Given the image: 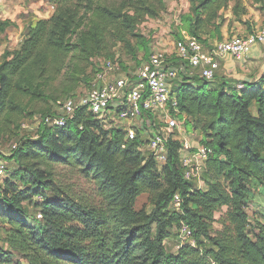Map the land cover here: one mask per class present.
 I'll return each mask as SVG.
<instances>
[{"label": "trees", "instance_id": "16d2710c", "mask_svg": "<svg viewBox=\"0 0 264 264\" xmlns=\"http://www.w3.org/2000/svg\"><path fill=\"white\" fill-rule=\"evenodd\" d=\"M44 1L53 14L32 24L21 47L0 62V148L16 138L17 148L5 158L20 167L0 183L8 246H0V264H264V221L250 230L248 213L253 192L264 193V77L242 88L235 80L184 72L174 82L172 97L188 116L187 130L214 150L202 187L184 176L180 141L169 142L168 160L159 168L140 134L127 141L123 128L103 124L86 107L63 127L42 122L36 137L22 134L24 119L53 114L38 104L58 102L90 84L94 60L115 58L117 45L137 64L140 50L148 59L151 37L139 26L167 10L165 0ZM228 1L190 0L175 39L188 34L210 47L204 36H212L215 25L222 37L217 20ZM239 7L237 2L236 16ZM8 24L0 19V31ZM53 163L80 167L95 181L101 201L93 204L56 187ZM144 192L151 210L136 208ZM176 194L179 209L171 205ZM223 207L226 218L215 230ZM182 222L195 244L169 251L166 242Z\"/></svg>", "mask_w": 264, "mask_h": 264}, {"label": "built area", "instance_id": "2783aa9c", "mask_svg": "<svg viewBox=\"0 0 264 264\" xmlns=\"http://www.w3.org/2000/svg\"><path fill=\"white\" fill-rule=\"evenodd\" d=\"M183 7L177 10L179 22L180 14L188 11L190 3L185 2ZM256 44H264V29L219 41L212 48H207L199 38L188 34L173 41V52L150 44L148 59L141 58V63L134 70L125 69L128 64H124L118 54L113 59H98L101 63L97 66L90 92L58 100L55 114L37 118L36 128L42 122L63 127L80 108L86 107L103 124L123 128L127 141L138 138L140 134L144 150L154 158L159 168L168 160L169 142L180 141L184 176L187 180H196L198 187H202V175L214 150L202 143L198 133L189 134L186 127L188 116L180 112L177 101L172 97L174 82L182 68V64L172 63L173 58L200 68L203 78L213 80L224 58L232 56L245 61ZM244 85L239 82L237 87ZM117 119L127 122L120 125ZM17 146L14 144L13 149ZM6 155L0 149V176L6 171L3 159ZM42 199V196L38 197V200ZM181 203L180 194H176L172 207L179 209ZM178 235V247L183 243L195 244L193 231L185 222L179 226Z\"/></svg>", "mask_w": 264, "mask_h": 264}, {"label": "rangeland", "instance_id": "374dc122", "mask_svg": "<svg viewBox=\"0 0 264 264\" xmlns=\"http://www.w3.org/2000/svg\"><path fill=\"white\" fill-rule=\"evenodd\" d=\"M181 1L182 0H166V3H168L167 10H165L157 20L147 19L139 26V30L143 34L151 37V44H163L166 47H170L169 45L176 40V33L181 27V21H178L179 13H177V10L184 8L183 6L187 0ZM171 2H176L177 5L172 7ZM237 2H239L240 6V16H236L234 13V8ZM188 3H190V0H188ZM53 11V5L44 0H0V19L9 21L7 28L4 31H0V62L3 61V56L7 51H13L21 47L28 29L32 24L41 18L50 17L53 14ZM217 22L221 28L222 37H219L215 25H212V36H204V38H209L207 44H209L208 46L210 47L208 48H212L219 41L234 36L243 37L264 29V0H229L228 5L221 10L220 18ZM122 47V44H119L114 48V51H116V54L121 57L124 64H128L125 69L130 68L134 70L139 64H137L136 59L124 54ZM143 57L144 50H140V61L144 60ZM170 58L171 57H169L168 60H171ZM94 61L96 66L101 63L97 58ZM208 86L209 84L206 85V87ZM91 87V83L88 85L83 84L74 95H68L63 97V99L69 96L77 97L80 94H86L90 92ZM48 104L49 105L38 104V109L48 106V111L55 114V111L58 110L56 102L50 101ZM254 112L256 113V108H254ZM41 115L42 113H37L34 117L24 119L22 122L21 133L30 134L31 136L36 137L37 128L35 120L41 117ZM117 120L120 122V125L127 122L126 120ZM188 132L189 134H194V131L191 129H189ZM14 144H17L16 138H11L9 140L6 139L0 149L2 152L9 155L13 150ZM3 159L4 162H6V171L4 175L0 176V183H2L3 178L10 177L13 174L14 169L20 168L14 161L10 162L7 157H4ZM50 168L54 175L55 186L63 190L65 194L73 195L93 204H98L101 201L102 198L98 192V187L95 181L91 178L85 177L80 167L73 164L53 163ZM48 194L50 197H53V194L50 191H48ZM136 208L138 210L142 208H146L147 210L152 209L150 194L148 192H144L139 196ZM29 210L32 215L36 212V209L32 207H30ZM227 211L228 208L223 207L216 212V224H214L215 230L222 228L223 220L226 218ZM248 213L251 220L250 230L258 220L261 219L264 221V217H258V214L264 216V193L259 192L258 190L253 192V196L250 198ZM36 214H38V211ZM4 235L5 228L3 222L0 221V246L6 248L8 246L4 240ZM179 244L180 238L178 235V228H175L173 237L166 242V247L169 251L174 252L177 250ZM17 258L20 257L18 256Z\"/></svg>", "mask_w": 264, "mask_h": 264}, {"label": "crops", "instance_id": "0c3cea01", "mask_svg": "<svg viewBox=\"0 0 264 264\" xmlns=\"http://www.w3.org/2000/svg\"><path fill=\"white\" fill-rule=\"evenodd\" d=\"M171 3L172 7H175L177 5L176 2ZM157 46L169 52L174 51L173 43L169 45L170 47H166L163 44H159ZM176 62L182 64L181 72H184L189 77H201L200 68H195L191 66L188 62L174 57L172 63ZM215 76L216 77L214 80L216 82L222 80V78L235 80L237 82H242L243 84L260 82V80L264 77V44L254 45L252 51L247 55L245 61H239L232 56L224 58L221 61L220 68L217 70ZM258 217L262 218L264 216L258 214ZM177 250L174 252H177Z\"/></svg>", "mask_w": 264, "mask_h": 264}]
</instances>
